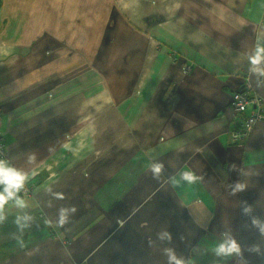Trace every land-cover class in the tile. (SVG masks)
<instances>
[{
    "label": "crops",
    "instance_id": "1",
    "mask_svg": "<svg viewBox=\"0 0 264 264\" xmlns=\"http://www.w3.org/2000/svg\"><path fill=\"white\" fill-rule=\"evenodd\" d=\"M263 8L0 0V134L4 159L28 174L33 217L21 233L14 221L24 213L6 206L0 264H166L164 247L214 264L206 249L222 232L243 249L228 264H264L251 224L264 220V116L246 140L230 139L233 91L246 86L264 106V75L249 71L264 46ZM152 164L163 165L160 179ZM185 170L202 179L166 182ZM236 181L247 188L232 195ZM62 207L76 211L59 226ZM165 229L171 244L156 237Z\"/></svg>",
    "mask_w": 264,
    "mask_h": 264
},
{
    "label": "clouds",
    "instance_id": "2",
    "mask_svg": "<svg viewBox=\"0 0 264 264\" xmlns=\"http://www.w3.org/2000/svg\"><path fill=\"white\" fill-rule=\"evenodd\" d=\"M249 63L252 67L249 69L250 72H259L264 75V68L260 65L264 64V46H261L259 42L257 43L255 54L249 57ZM35 155H29L28 161L31 163L34 161ZM150 171L153 174V179H160L161 173L163 171L162 164H152L150 166ZM202 177H198L191 170H185L178 172L176 175L169 176L167 178V183L171 184L173 188L178 187L182 184H194L201 180ZM28 180V174L23 170L15 167L9 160L0 159V224L6 219V206L11 202L16 208L20 209L24 214L18 215L14 221L17 226L18 231L23 233V231L30 227L27 221L33 219L25 209L28 205L25 199L21 196V193L25 189V184ZM232 189L231 194L236 195L237 193H242L246 190L247 185L240 181H236L234 185H229ZM55 198L63 199V196L59 193H53ZM242 213L245 216H249L253 209L247 202H241ZM76 209L73 207L60 208L58 210L59 219L57 221L59 226H64L68 222V213L75 212ZM21 221H24L22 223ZM251 224L254 228L258 230L260 235L264 236V220L252 216ZM221 239L214 242L210 249H206L207 252L211 253L213 257L214 264H228V261L235 258L237 261L243 260V249L240 243L235 239L231 232H222L220 234ZM158 240L162 243L167 242L172 243V235L168 230L160 231L156 234ZM183 240V237H181ZM250 251L260 253L259 245H253ZM163 255L166 258V264H192L190 259H185L183 255H179L174 247H164L162 249Z\"/></svg>",
    "mask_w": 264,
    "mask_h": 264
},
{
    "label": "built area",
    "instance_id": "3",
    "mask_svg": "<svg viewBox=\"0 0 264 264\" xmlns=\"http://www.w3.org/2000/svg\"><path fill=\"white\" fill-rule=\"evenodd\" d=\"M262 15L264 17V8ZM250 105L252 110L247 113V107ZM230 106L235 115V126L230 132V139L232 143L242 142L247 139L253 126L264 116L263 100L255 92L248 91L245 86L231 93ZM5 156L6 148L0 134V159H4ZM30 189L25 188L22 192L23 196L29 195Z\"/></svg>",
    "mask_w": 264,
    "mask_h": 264
},
{
    "label": "trees",
    "instance_id": "4",
    "mask_svg": "<svg viewBox=\"0 0 264 264\" xmlns=\"http://www.w3.org/2000/svg\"><path fill=\"white\" fill-rule=\"evenodd\" d=\"M25 188L30 189V186L28 184H25ZM21 196L23 197V193H21Z\"/></svg>",
    "mask_w": 264,
    "mask_h": 264
}]
</instances>
